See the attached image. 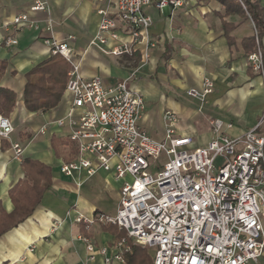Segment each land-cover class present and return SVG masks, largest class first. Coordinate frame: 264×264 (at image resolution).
I'll return each mask as SVG.
<instances>
[{"label":"crops","instance_id":"obj_1","mask_svg":"<svg viewBox=\"0 0 264 264\" xmlns=\"http://www.w3.org/2000/svg\"><path fill=\"white\" fill-rule=\"evenodd\" d=\"M36 1L47 2L50 12H32ZM260 2L264 7V0ZM116 7L117 0H0V62L6 63L0 89L16 96L6 116L14 132L8 139L0 137V206L7 214L14 211L10 190L27 180L24 160L51 167L53 178L52 187L34 213L0 237V264H83L90 255L83 238L93 241L97 250L115 241L102 230V224L84 229L76 219L80 215L92 219L97 213H116L121 183L103 171L93 176L75 173L70 178L60 174L67 148L60 145L56 150L53 142L69 140V128L59 127L56 121L67 116L72 96L65 90L57 106L46 112L31 111L25 104L26 75L53 56L45 38L67 42L85 78L100 76L113 85L136 72L128 87L145 99L140 125L153 139H164V114L168 110L178 115V134L191 137L194 147L212 140L213 120L233 123L234 129L228 134L237 136L253 129L264 116V77L253 70L242 47V40L255 32L251 20L237 14L227 16L217 0H186L183 7L163 11L154 0L145 8L153 19L150 37L155 44L146 60L142 43L132 57H115L90 47L99 32L101 11L116 18ZM25 13L41 30L25 28L16 33L18 44L7 47L5 39L13 31H6L5 26ZM48 19L53 21L50 32L46 31ZM224 21L235 26L230 34L234 44L225 35ZM70 36L74 39L69 40ZM120 37L131 41L126 30L120 31ZM115 45L109 39L106 48ZM261 48L264 53V37ZM204 78H210L215 87L200 109L187 91L201 88ZM42 128L46 129L44 134L40 133ZM15 143L24 149L20 159L13 150ZM103 263L104 257L97 253L91 264Z\"/></svg>","mask_w":264,"mask_h":264},{"label":"built area","instance_id":"obj_2","mask_svg":"<svg viewBox=\"0 0 264 264\" xmlns=\"http://www.w3.org/2000/svg\"><path fill=\"white\" fill-rule=\"evenodd\" d=\"M154 0H117V16L101 11L103 18L90 47L115 57L134 56L136 46L145 47L144 58L155 47L150 37L153 19L145 12ZM186 0H156L163 11L180 8ZM32 12H46L47 2L36 1ZM46 31L53 21L48 19ZM39 24L29 14H20L5 26L13 31L5 39L7 47L17 45L16 33ZM126 30L131 41L122 40ZM74 39L73 36L69 40ZM116 45L107 49L108 40ZM52 55H60L70 64L67 92L72 104L65 118L56 121L69 128V140L77 154L71 162H62L60 174L73 177L85 172L93 176L111 173L121 183L119 206L114 214L97 213L92 219L78 216L76 221L89 229L95 224L114 225L127 237L97 250L89 238H83L90 253L83 264H91L97 253L103 264H126L125 254L131 242L153 251L154 264H261L264 258V116L246 133L230 136L233 123L213 120V138L203 147H194L191 137L177 132L178 115L164 114L165 137L153 139L140 120L146 110L142 94L128 87L127 80L106 84L102 77L85 78L67 42L53 37L44 40ZM253 70L264 77V59L260 49L248 57ZM215 84L204 78L201 88L187 95L202 109ZM46 131L41 129L42 134ZM14 132L10 119L0 115V137ZM17 159L23 147L13 144Z\"/></svg>","mask_w":264,"mask_h":264},{"label":"trees","instance_id":"obj_3","mask_svg":"<svg viewBox=\"0 0 264 264\" xmlns=\"http://www.w3.org/2000/svg\"><path fill=\"white\" fill-rule=\"evenodd\" d=\"M225 9V14H237L245 20L254 23V34L242 40V47L249 57L258 49L262 51L261 41L264 37V7L260 0H217ZM225 35L230 44L235 40L230 34L235 26L226 21L223 22ZM263 59H264V53ZM6 68L5 62H0V77ZM70 64L60 55H53L47 61L37 65L27 75L25 87V104L31 111L46 112L57 106L69 81L68 73ZM15 94L8 89H0V115L6 117L12 110ZM54 143V148L66 146V162H71L77 154V150L69 140ZM22 166L25 170L27 180L21 181L10 190V197L15 205L12 213L7 214L0 206V237L9 230L18 227L25 222L41 204L44 194L52 187V168L35 160L26 159ZM84 229L86 225L81 223ZM104 232L111 234L115 241L127 237L126 231L119 230L114 225H101ZM131 251L125 254L126 264H154L147 249L134 245Z\"/></svg>","mask_w":264,"mask_h":264},{"label":"rangeland","instance_id":"obj_4","mask_svg":"<svg viewBox=\"0 0 264 264\" xmlns=\"http://www.w3.org/2000/svg\"><path fill=\"white\" fill-rule=\"evenodd\" d=\"M191 99H193V98H191ZM193 100H195V99H193ZM196 101V100H195ZM111 188V187H110ZM114 193L112 192V195H113ZM148 251V254L151 256V258H152V256H153V251L152 250H147ZM260 262H261V264H264V258H262L261 260H260Z\"/></svg>","mask_w":264,"mask_h":264}]
</instances>
